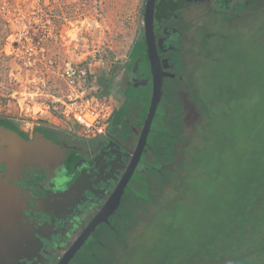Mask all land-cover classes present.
<instances>
[{
    "label": "rangeland",
    "instance_id": "374dc122",
    "mask_svg": "<svg viewBox=\"0 0 264 264\" xmlns=\"http://www.w3.org/2000/svg\"><path fill=\"white\" fill-rule=\"evenodd\" d=\"M146 2L0 0V119L25 131L50 126L71 132L54 118H50L51 122L45 121L44 112L45 96L64 87L60 73L68 62L81 64L97 78L103 74L114 77L109 96L114 97L120 109L126 99L120 93L124 77L121 67H126L133 45L144 34ZM188 17L194 18L196 23L191 37L195 39L196 48L187 58L190 67L186 74L193 81L189 82L191 89L187 91L193 90L189 98L194 109L191 117L183 121L181 130L185 136H196L201 130L207 134L203 148L194 155L197 163L206 167V173L187 179V186L175 177L164 185V191H159L156 185L161 178H155L152 188L156 202H140L142 207L137 210L134 205L132 208L139 213L140 222L129 223L130 232L125 233L127 228H124L121 235L109 240L108 244L113 247L112 264H152L151 251L161 257L163 249L175 248L185 241L193 242L187 238L204 236L202 233L208 227L204 218L212 201L225 193L236 196L237 186H241L245 173L252 169L248 160L255 158L253 152L258 151L256 146L246 144L249 136L241 133V129L233 138L228 125L242 122L243 115L253 112L261 97L264 8L251 13L247 9L234 19L222 9L206 14L202 9L193 8ZM218 100L228 109L210 107V103ZM205 105L213 111L212 116ZM140 111L139 107L129 113L130 126H139ZM210 116L214 118L213 128L217 127L211 130L212 135L205 127ZM169 125L170 132L178 130ZM215 132L218 136L213 135ZM147 155V160L152 162L153 154ZM179 159L176 157L175 162L165 166L174 169ZM175 174L182 176L183 171L178 169ZM135 217L137 215L130 220ZM219 226L221 224L217 223L216 227ZM211 231L216 228L212 227ZM84 263L89 264L84 261L81 264Z\"/></svg>",
    "mask_w": 264,
    "mask_h": 264
},
{
    "label": "flooded vegetation",
    "instance_id": "af4514ba",
    "mask_svg": "<svg viewBox=\"0 0 264 264\" xmlns=\"http://www.w3.org/2000/svg\"><path fill=\"white\" fill-rule=\"evenodd\" d=\"M169 1L177 6L176 10L168 12L162 21H155L157 47L163 71L167 74L162 102L167 97L172 102H181L183 109L180 111L185 121L194 109L189 98L193 90L187 91L191 89L189 82H193L186 77L190 67L187 58L195 53L193 48H196L195 39L191 38L196 23L188 13L193 8L202 9L206 14L210 10L222 9L230 19H234L240 16L237 6L241 0H234V13L222 7L220 2L223 0ZM245 1L249 6L251 0ZM150 81L153 83V76L134 77L130 83L139 86L148 85ZM172 82L176 85L174 89L170 88ZM128 122L125 129L120 127L106 136L84 139L58 127L37 126L25 131L0 119L3 131H0V151L7 154L0 158V264H33L35 261L60 264L80 242L112 196L137 149L143 125L130 126ZM13 133L36 145L14 143L9 136ZM43 136L66 150L64 163L60 160L47 163L40 159L45 153L37 141ZM74 153L79 159L72 170L70 163ZM148 153L144 155L146 160ZM141 163L136 173L142 170L144 165ZM132 181L129 186H133ZM126 194L114 215L97 225L95 230L87 232L89 237L69 264H81L83 261L89 264L113 263V247L108 244L109 240L121 235L124 228H127L125 233L130 232L126 222L130 213L137 215L138 223L141 220L139 213L134 211L139 208L124 206ZM41 234H45V239H40ZM31 244L33 250L29 247Z\"/></svg>",
    "mask_w": 264,
    "mask_h": 264
},
{
    "label": "trees",
    "instance_id": "16d2710c",
    "mask_svg": "<svg viewBox=\"0 0 264 264\" xmlns=\"http://www.w3.org/2000/svg\"><path fill=\"white\" fill-rule=\"evenodd\" d=\"M233 2L234 0H223L220 3L223 8L234 13ZM176 8L177 6L169 0H159L156 7V22L162 21L164 17L168 16V12L175 11ZM258 8H264V0H251L249 6H247V1L241 0L237 6L238 11L246 12L248 9L250 13ZM147 51L144 32L143 36L133 45L126 67H121L124 69V80L120 83L122 86L120 93L126 99L116 113L111 126L113 129L127 126V120L130 119L129 113L139 107L141 111L138 114V124L143 126L145 124L151 106L153 83L150 81L148 85L136 86L130 82L134 77H152ZM114 81V77L110 78L106 74L99 76L98 82L103 96H109ZM172 83L170 88L174 89L176 85L174 82ZM212 106L214 108L216 106L223 107L224 111L227 108L224 104L222 105L220 100L217 103H210V107ZM181 108V102H172L168 97L160 104L147 146V151L153 154L154 160L149 162L146 157L143 158L142 170L135 174L131 183L133 186L130 185L127 189L125 207L130 209L135 205L140 208L142 207L140 202L141 204H148L151 201L155 203V193L152 188V185L156 183L155 178H161L156 184L160 191L175 177L179 178L177 180H180L181 184L184 183L187 186V179L194 175H205L206 167L203 166V163H197L194 155L203 148L202 144L207 141V134L201 130L196 136L194 134L185 136L184 133L182 135L181 127H183L184 114L182 111L181 114H178ZM207 111L211 116L213 115L211 109L208 108ZM211 116L210 122L205 126L209 135H212L213 130H217V127L213 128L215 122ZM169 124L178 130L170 132ZM228 129H231L233 138L238 136L237 132L241 129V133L245 135L247 133L249 136L246 144L257 147V154L253 152L255 158L248 160L252 169L245 173L241 186H237L236 196L225 193L212 201L204 218L208 225L202 233L204 236L200 239L187 238L186 240L193 242L185 241L175 248L163 249L161 257L151 251L154 259L152 264H264V86L254 111L243 115L242 122L240 120L236 124L230 122ZM213 135L218 136V133L215 132ZM229 138L231 139L230 136ZM176 157H180L176 168L165 166L167 163L175 162ZM216 158L221 160L222 156H216ZM78 159L79 156L74 153L70 163L72 170ZM178 169L183 171L182 176L175 174ZM151 192L153 193L151 194ZM147 199H149L148 202L143 201ZM169 207L168 203L167 208ZM133 214L130 213L129 216L134 217ZM137 220V218L133 220L129 218L126 222L131 223ZM217 223L221 224L219 228L216 227ZM212 227H215L216 231H211ZM128 228L130 229L131 226ZM254 257L263 260L252 261Z\"/></svg>",
    "mask_w": 264,
    "mask_h": 264
},
{
    "label": "built area",
    "instance_id": "2783aa9c",
    "mask_svg": "<svg viewBox=\"0 0 264 264\" xmlns=\"http://www.w3.org/2000/svg\"><path fill=\"white\" fill-rule=\"evenodd\" d=\"M60 75L64 87L45 96L46 120L61 121L84 139L106 136L119 110L114 97L103 96L98 78L81 64L66 63Z\"/></svg>",
    "mask_w": 264,
    "mask_h": 264
},
{
    "label": "water",
    "instance_id": "95a60500",
    "mask_svg": "<svg viewBox=\"0 0 264 264\" xmlns=\"http://www.w3.org/2000/svg\"><path fill=\"white\" fill-rule=\"evenodd\" d=\"M157 5H158V0H147L145 6L144 32H145V39L148 47V56H149L152 76H153V96H152L148 117L143 126V130L139 138L137 149L135 153H133V155L131 156V159L129 161L128 166L126 167L125 173L122 176L121 181L118 183L117 187H115L112 196L110 197L106 205L102 208L98 217L91 223L89 230H95L97 225H99L105 220H108V218L114 215L117 212V210L121 207L123 198L126 194V189L128 188L131 180L133 179V176L135 175L136 171L139 168V165L145 153L147 152L149 136L152 131L153 123L157 115L159 106L163 100L164 79L167 74H165V72L163 71L164 70L163 62L160 58L157 47V41H156L155 17H156ZM0 131L3 132L2 129H0ZM4 136H6V134ZM9 136H11L10 137L11 141H13L14 143L25 144L26 146L36 145L29 141H25L23 137L19 136L16 133L9 134ZM37 143L39 144L38 147H40V149L45 153V155L43 157H40V159H44L45 162L47 163L50 162L56 163L58 160H60L61 163L65 162L67 152L66 150H63L61 146L58 145L56 142L43 136V139L41 140L39 139ZM5 155L7 154L0 151L1 159ZM87 232L85 235L82 236L80 242L77 243L73 247V249L63 258L60 264H69L71 262L76 252L80 250V248L84 245L86 239L89 237L87 236ZM39 237L41 240L45 239V234H41L39 235ZM29 247L31 250H33L32 244ZM33 264H40V262L35 261Z\"/></svg>",
    "mask_w": 264,
    "mask_h": 264
},
{
    "label": "crops",
    "instance_id": "0c3cea01",
    "mask_svg": "<svg viewBox=\"0 0 264 264\" xmlns=\"http://www.w3.org/2000/svg\"><path fill=\"white\" fill-rule=\"evenodd\" d=\"M45 121H48V122H51V120H45ZM113 127L110 129V131L109 132H113Z\"/></svg>",
    "mask_w": 264,
    "mask_h": 264
}]
</instances>
